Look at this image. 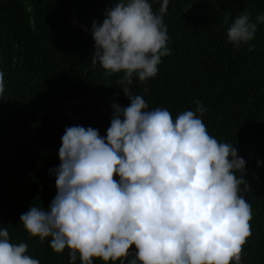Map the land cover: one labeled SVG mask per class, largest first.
<instances>
[{
  "label": "clouds",
  "instance_id": "9594fccd",
  "mask_svg": "<svg viewBox=\"0 0 264 264\" xmlns=\"http://www.w3.org/2000/svg\"><path fill=\"white\" fill-rule=\"evenodd\" d=\"M167 5L162 0L154 12L149 0H115L101 24L93 21L91 63L109 76L122 73L118 83L130 103L111 105L105 136L92 127L65 128L53 170L56 195L47 209L31 206L19 217L29 238H50L58 254L67 249L70 264L77 257L80 264H241L252 234L251 205L240 194L242 186L248 191L245 160L234 144L209 134L199 100L195 111L173 118L165 108L148 110L131 88L134 78L155 77L161 58L171 55ZM257 23L241 12L226 42L247 44ZM4 90L0 71V95ZM27 252L0 229V264H40Z\"/></svg>",
  "mask_w": 264,
  "mask_h": 264
},
{
  "label": "trees",
  "instance_id": "16d2710c",
  "mask_svg": "<svg viewBox=\"0 0 264 264\" xmlns=\"http://www.w3.org/2000/svg\"><path fill=\"white\" fill-rule=\"evenodd\" d=\"M149 2L159 12L162 0ZM114 3L0 0V229L8 230L10 242L26 243L40 264H70L67 249L53 252L50 238H29L19 221L31 206L47 209L56 195L53 170L65 128L74 120L105 136L111 105L130 103L118 83L122 73L109 76L91 63L92 34L72 21L75 16L91 30ZM241 12L257 23L264 0H168L163 20L171 55L161 58L155 77L134 78L131 88L148 110L165 108L173 118L195 111L199 100L209 134L234 144L246 162L248 191L242 186L240 194L252 209L241 261L264 264V23L247 44L227 43V29ZM73 101L79 103L66 107ZM93 264L105 262L94 258Z\"/></svg>",
  "mask_w": 264,
  "mask_h": 264
},
{
  "label": "water",
  "instance_id": "95a60500",
  "mask_svg": "<svg viewBox=\"0 0 264 264\" xmlns=\"http://www.w3.org/2000/svg\"><path fill=\"white\" fill-rule=\"evenodd\" d=\"M72 21H73V23L74 24H76V25H78L79 27H81V28H83L85 31H87V32H89V33H91L92 34V32H91V30L90 29H88V27L86 26V25H84V24H82V23H80V22H78V20L76 19V17L74 16L73 18H72ZM72 103H79V101H73V102H69V103H67L66 104V107L69 105V104H72ZM71 126H74V120H73V123H72V125ZM130 252H135V250H130ZM241 264H244L242 261H241Z\"/></svg>",
  "mask_w": 264,
  "mask_h": 264
}]
</instances>
